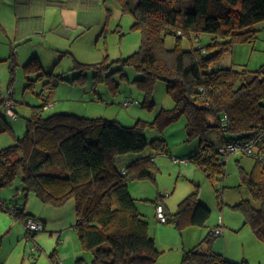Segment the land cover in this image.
I'll use <instances>...</instances> for the list:
<instances>
[{"label": "trees", "instance_id": "1", "mask_svg": "<svg viewBox=\"0 0 264 264\" xmlns=\"http://www.w3.org/2000/svg\"><path fill=\"white\" fill-rule=\"evenodd\" d=\"M120 1L123 10L135 17L133 28L142 32L140 48L122 60L143 73L136 79L146 92L143 105H155L152 92L156 82L164 80L174 107H161L151 122L138 119L134 125L126 126L116 119L70 112L44 116L42 110L52 101L50 93L27 117V132L0 149V189L12 185L22 174L25 202L31 194L55 207L75 199L76 230L82 247L93 252V264H156L161 251L129 187L131 178L157 179L155 157L149 154L134 159L122 167L127 173L118 166V157L141 153L149 145L159 153H168L166 139L156 137L150 141L145 129L147 125L163 129L185 116L189 139H200V147L189 161L201 166L211 179L225 174V162L219 163L215 154H200V150H215L231 140L250 138L259 129L264 131V65L258 69H236L216 66V62L235 44L257 39L255 25L264 21V0ZM168 34L177 38L173 47L167 45ZM202 34L212 35L211 40L202 43ZM184 37L191 41L188 48L182 44ZM15 55L14 51L10 55L13 72ZM43 68L37 56L25 64L28 74H52ZM201 88L205 89L204 94ZM3 102L0 98V105ZM0 116V133L14 132L6 118ZM212 116L216 121L211 120ZM213 128L221 133L220 144L208 137ZM258 150L264 154V137ZM251 158V167L237 159L242 184L249 187L251 197L237 201L233 207L243 211L246 223L264 241V159ZM224 188L217 189L221 198ZM0 199L6 203L1 208L19 219L27 218L25 203L10 207L5 199ZM211 213L212 209L201 200L197 184L179 203L178 210L167 215L168 222L173 221L182 230L189 225L205 226ZM218 236L211 229L200 243L184 251L180 264H246L247 261L237 263L216 251L213 243Z\"/></svg>", "mask_w": 264, "mask_h": 264}, {"label": "rangeland", "instance_id": "2", "mask_svg": "<svg viewBox=\"0 0 264 264\" xmlns=\"http://www.w3.org/2000/svg\"><path fill=\"white\" fill-rule=\"evenodd\" d=\"M50 1L0 0V96L11 97L18 114L17 118L11 117L6 113L5 105H0V115L15 130L0 133V149L15 143L17 137L27 132V117L50 93L52 101L42 110L44 116L70 112L89 118L116 119L126 126L134 125L138 119L151 122L161 107H174L175 102L168 94L164 80H158L152 92L155 105L152 108L143 105L146 92L136 81L143 73L122 60L140 48L142 32L133 28L135 17L123 10L120 0ZM255 28L258 29V37L254 42L235 44L233 49L222 54L216 66L258 69L264 65V21L257 23ZM211 36L202 34L201 42H209ZM176 39L175 35L168 34L167 45L173 47ZM193 42L197 43L195 36ZM182 44L188 48L191 41L184 37ZM13 51L16 54L14 72L10 59ZM33 56L41 60L43 71L52 74L39 77L38 72L26 73L25 64ZM78 63L89 66L80 67ZM127 100L133 103L126 106ZM221 118L223 122L226 120L223 114ZM211 120L214 122L216 118L212 116ZM186 123V117L182 116L163 129L147 125V138L150 141L156 137L165 138L170 153H159L149 145L141 153L118 157L121 169L122 164L128 163L132 157L149 154L155 157L157 179L131 178L129 187L151 223V234H158L172 247L161 253L156 264H180L184 249L200 243L211 229L220 224L221 219L226 221L225 232L215 239L213 248L237 263L264 264V241L258 238L252 225L246 223L243 211L233 207L237 201L251 197L249 187L242 184L237 159L244 158L243 162L248 167L254 160L242 157L241 153L230 155L222 180L221 175L211 179L196 162H174L173 157L189 158L200 142L198 137L189 139ZM208 137L215 142L221 141L217 128H213ZM21 175L15 179L13 186L22 182ZM197 184L200 197L212 209L205 226L189 225L181 232L173 223L158 221L157 201H163L169 210L175 212L180 201L194 191ZM221 186H225L223 203L217 191ZM10 188V185L3 187L1 192ZM157 224H160V229ZM53 230L48 228V236H55L57 241L56 233L51 234ZM63 232L59 244L56 242L55 246L62 249L65 244L70 246L76 242L83 256L79 264H93V253L82 247L75 227L69 226ZM5 239L8 242V237ZM29 240L30 250L35 243L31 238ZM6 244L0 245V259L4 261L10 251ZM48 253L44 257L50 261ZM39 255V250L36 256L29 255L31 264ZM70 264H78L76 258Z\"/></svg>", "mask_w": 264, "mask_h": 264}, {"label": "crops", "instance_id": "3", "mask_svg": "<svg viewBox=\"0 0 264 264\" xmlns=\"http://www.w3.org/2000/svg\"><path fill=\"white\" fill-rule=\"evenodd\" d=\"M216 143L220 144V142H216ZM199 147H200V142L196 150H198ZM168 153H170V149H168ZM136 158L138 157H132V159L129 160L128 163L126 162L123 163L122 161H119V162L120 164L123 163L122 166H127L131 161H133ZM238 159H241V163L245 165V163L243 162L244 158H238ZM249 167H251V165H249ZM220 179L221 180L224 179V176L220 177ZM10 187L11 188L9 190H5L2 192L0 189V192H1L0 197L5 199L10 207H13V206L22 207L25 203V213L28 216H34L36 218L41 219L44 222L45 227L43 230L37 232L34 235V237H31L27 233L24 220L19 219L17 216L12 214L11 211H7L0 207V245L2 244L3 246L4 243H7L6 245L10 247V251L8 255L6 256V261H4V259L1 258L0 264H31L29 255L36 256L37 250L40 251L41 255H39L40 257L37 258L34 264L35 263L36 264H55V261H63V260H64L63 261L64 263L66 262L70 264L73 258H76L77 263L79 264V262L83 260V256L80 253V248L78 244H76V242L71 244L70 246H67V244H65V247L62 249L60 247L58 248L57 246H55L56 242H58L57 244H59L60 237L64 233L63 232L64 230H67L69 226H74L76 229L75 225L77 222V214H76L75 199H72L71 201H69L65 206L55 207V206L43 203L37 196H35L34 194H31L28 200L25 202V196L22 191V187H23L22 182L20 184H17L16 186H13L12 184L10 185ZM201 200L203 201L202 198ZM159 203H163V201L162 202L157 201L156 209ZM205 204L208 205L207 203ZM164 206L166 208V212L174 213L168 209V206L166 204H164ZM137 207L139 211L141 212V214H143V216H145V218L149 221L147 215L144 213V211H142L141 209L142 207L138 205V202H137ZM152 216H153V213H152ZM152 219L155 220L154 216L152 217ZM158 221L161 222L159 219ZM223 222L225 225V222H226L225 219H223ZM166 223H173L175 225L173 221H169ZM149 224H150V229H151L150 221H149ZM156 227L160 229V224H157ZM48 228L50 230L54 229L51 232V234L56 233L57 241L54 240L55 236L53 238L52 237L49 238L48 232H47ZM180 231L182 232V230ZM152 236L155 238L156 245L158 249L161 251V253L166 252L167 250L172 248L170 243L166 242L161 237L159 238L158 234L152 235ZM6 237H8L9 239L8 242H6V239H5ZM30 238L33 240L35 244L32 247V249L29 250V246H31V243L29 240ZM46 252H49L48 254L50 257V261L44 257V254H46ZM52 253L55 254L54 258L51 257Z\"/></svg>", "mask_w": 264, "mask_h": 264}, {"label": "built area", "instance_id": "4", "mask_svg": "<svg viewBox=\"0 0 264 264\" xmlns=\"http://www.w3.org/2000/svg\"><path fill=\"white\" fill-rule=\"evenodd\" d=\"M201 91L204 94L205 89L201 88ZM0 97L4 99L3 104L5 105L6 113L13 118H17L18 114L14 109L15 104L12 98L3 95ZM132 103L133 101L130 100L125 101L126 106L131 105ZM49 105H47L46 107H48ZM263 137H264V131L263 129H259L250 138L231 140L229 142L219 145L215 150L201 149L200 154H210V155L215 154L217 156V161L219 163H224V162L227 163L229 156L237 153H241L242 155H246L250 157H257L260 159H264V154L260 153L258 150V144L260 141L263 140ZM173 159L174 162L176 163H185V162L187 163L189 161L188 158L173 157ZM122 172L127 173L125 167L122 168ZM0 205L5 206L6 203L2 199H0ZM156 216L161 222L164 223L168 222L169 217L167 215L166 208L163 203H159L157 205ZM24 223L27 233L29 234L37 233L43 230L45 227L44 222L41 219L36 218L34 216H27V218L24 220ZM212 231L219 236L224 234L225 227H224L223 219H221L220 224L214 227ZM55 264H65V263L63 261H57Z\"/></svg>", "mask_w": 264, "mask_h": 264}, {"label": "water", "instance_id": "5", "mask_svg": "<svg viewBox=\"0 0 264 264\" xmlns=\"http://www.w3.org/2000/svg\"><path fill=\"white\" fill-rule=\"evenodd\" d=\"M208 55H213V53H208Z\"/></svg>", "mask_w": 264, "mask_h": 264}]
</instances>
